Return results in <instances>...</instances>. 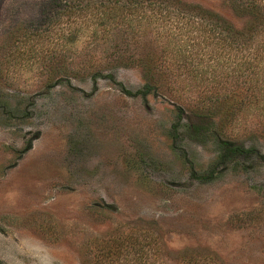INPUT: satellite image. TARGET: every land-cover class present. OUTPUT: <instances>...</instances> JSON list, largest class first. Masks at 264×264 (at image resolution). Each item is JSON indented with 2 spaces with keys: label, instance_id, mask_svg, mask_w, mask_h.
Instances as JSON below:
<instances>
[{
  "label": "rangeland",
  "instance_id": "374dc122",
  "mask_svg": "<svg viewBox=\"0 0 264 264\" xmlns=\"http://www.w3.org/2000/svg\"><path fill=\"white\" fill-rule=\"evenodd\" d=\"M48 1L0 0V264H264V30L236 54L188 47L192 72L185 40L134 18L120 45L164 71L148 88L113 62L118 20L52 23Z\"/></svg>",
  "mask_w": 264,
  "mask_h": 264
},
{
  "label": "trees",
  "instance_id": "16d2710c",
  "mask_svg": "<svg viewBox=\"0 0 264 264\" xmlns=\"http://www.w3.org/2000/svg\"><path fill=\"white\" fill-rule=\"evenodd\" d=\"M236 1L238 3L232 4L234 8L240 9L244 15L252 19V23L245 29H237L218 13L205 9L199 4L187 3L182 0H49L48 9L60 7L62 10L56 13L50 10L51 14L48 12L47 20L51 21L54 18L52 22L54 23L59 13H66L69 17L72 15L95 16L98 25L104 26V28H110L111 22L116 24L118 20L119 25L113 33L112 45L115 48L114 52H118L114 53L116 57L114 56L113 62L124 65H132L137 61L139 64L142 63L146 80L145 87L149 88L160 82V76L163 77L164 71L157 70L159 66L147 63L150 60L148 54L145 53L138 59L134 54L126 56L125 53L129 50L128 46L121 47L120 45L128 39V29L134 31V18L154 21L163 32L170 31L167 33L170 42L185 40V48L182 47V43H177L176 46L181 58L185 59L184 65L193 72L200 62H193L192 52L187 49L188 47H195L197 49L195 54L198 56L201 54L198 51L204 50L207 46H211V49L207 51H212L214 54L218 53V48L235 54L247 48L256 49V35L264 30V2H260V0ZM42 21L47 23L46 20ZM187 25H192L194 28L187 29ZM40 26L43 25L40 24ZM36 29L40 30L42 27L37 26ZM192 32H195L196 35L190 38ZM72 36L74 35H70V38ZM199 72L200 70H197V73ZM235 77L238 78L237 75ZM234 150H238V147Z\"/></svg>",
  "mask_w": 264,
  "mask_h": 264
}]
</instances>
